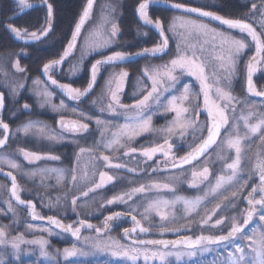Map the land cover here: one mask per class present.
I'll list each match as a JSON object with an SVG mask.
<instances>
[{"label":"snow or ice","instance_id":"snow-or-ice-1","mask_svg":"<svg viewBox=\"0 0 264 264\" xmlns=\"http://www.w3.org/2000/svg\"><path fill=\"white\" fill-rule=\"evenodd\" d=\"M95 0H87L79 19L76 21L71 38L68 40L64 50L58 58L50 59L42 65V74L50 81L59 92L72 101H82V98H88L94 93L98 79L105 65L115 66L126 61H130L134 56L144 57H162L169 50V44L172 39L176 40L175 54L167 62L160 65H151L145 67L141 73L144 79V86L138 91L133 92V101L126 104L122 101L126 82L129 72L121 70L112 72L105 80L102 93L91 100V104L97 105L100 114L108 113L110 115H123L125 122L123 124L113 125L111 120L103 119L101 116L95 117V124L100 130L101 141L98 145L91 148L80 147L75 154V163L70 169L56 167H41L37 164L40 161H59V155L51 153H38L25 148H19L14 153L5 151L0 154V166L7 165L10 169L17 170L23 176L29 179L40 178L41 186L47 188L44 184L46 177L55 176L56 184L64 182L67 190L63 193L66 204L71 207L73 212L78 207H86L85 204L79 205L81 198H89L90 193H96L97 190L103 189L107 184L114 180V176L108 171H97L96 161L103 162L107 168L122 169L127 167L125 164L115 163L110 160L109 155L102 152L97 153L98 147L105 150L115 148H126L124 156L139 151L143 158L142 162L147 165L152 161L157 153H163L166 157L165 166L171 169L183 170L185 165H191V179L188 186L199 188L200 185L208 182L210 185L203 195L194 198H187L176 195L174 199L149 198L143 212L140 213L144 220H148L152 213L160 217L161 224L158 229L161 235L166 231L179 232L180 228H169V217L172 216L171 209L180 203L184 206L185 217L193 214L199 215V209L206 205L209 197L213 200L220 199L221 202L215 203L210 210L205 206V215L197 224L201 229V234L184 236L182 239L174 241L164 239H134L131 244L124 245L109 237L107 240L102 239L101 233L109 229L110 222L119 220L124 215L130 216L134 222V227L129 230L124 229L125 236H130L139 229L140 233H148L150 228L141 225L137 215L138 205L134 201L129 206L127 213L115 212L105 217L102 227H96L87 220L80 219L79 226L73 227L72 224L65 225L60 219L53 216L44 217L37 212L33 200L21 198V185L17 181V176L11 171L5 175L11 180L10 197L14 198L18 205L25 206L33 221H47L60 229L63 233H70L77 240L81 239V228L94 229L97 236L94 238L84 237L85 243H90L94 250L110 253L111 257L123 259L130 264H137L142 258L144 264L159 261L160 264H167V258L174 256L177 261L183 257H195L197 253L213 251V248L223 247L226 255L219 261V264H264V110L258 109L256 101L250 100V97L264 98V88L258 90L254 75L257 72L264 73V0H251L248 12L238 18H226L216 12L205 10L207 6H191L177 0H138L135 9L139 20L145 26H150L158 34V41L151 47H145L138 52L130 53L125 51H114L110 55L102 56L96 59L88 69V80L83 88L74 87L72 83H61L53 78L54 73L62 72L65 62L69 63L67 75L69 78L82 70L83 59L95 51H101L110 47L119 34V27L116 23L111 24L109 32L104 31V25L101 24L97 29L89 33L88 36L81 38L82 29L86 21L90 18ZM18 5V12L7 17L6 21H0L5 32H7L15 41L23 42L29 45L33 42H43L53 31V21L55 16V7L53 0H38L37 4L29 3V0H13ZM164 5L168 10H174L180 15H174L167 23L160 16L155 18L150 15V9L155 5ZM42 7L45 10L43 24L38 28L29 30L27 27H20L12 23L19 15L26 10ZM109 12H115L112 5L106 6ZM191 14H196L198 18H208L218 21L220 24L227 26L229 31L217 30L211 28L207 23L199 22L198 19H192ZM105 23L109 22L107 17L103 18ZM259 29V31L257 30ZM230 30H238L240 36H234ZM143 35L147 36L145 32ZM250 38V39H249ZM81 58L77 63H72V57L78 47V41H81ZM254 46V54L245 62L243 67L240 66V58L245 50ZM211 50V51H210ZM26 55L23 50L21 53L10 52L7 57L0 56V73L3 74V80L0 81V149H8L10 142L17 138V133H23L25 136L34 134L46 138L52 142L65 140L63 135L53 133V131L41 121L29 120L18 126L13 132L8 122L3 119V112L6 109V99L12 98L13 103H18L21 92L28 86V80L31 79L32 91L37 97L38 107L43 109L45 106L51 107L54 112L65 109L63 101L59 105L52 102L53 92L48 90L47 86L39 77L31 78L27 75L28 70L21 66L20 56ZM14 58V59H13ZM5 64L15 71L13 77L19 74L18 79L9 80V73L5 71ZM237 76L244 80L245 98L240 99L233 94L232 81ZM186 77H192L198 82L199 90L194 91L191 83L184 82ZM139 82V81H138ZM150 82V83H148ZM191 97V99H190ZM202 98V104L199 100ZM99 101V104H98ZM106 101V104H105ZM264 104V101L261 102ZM32 111V106L23 103L20 109L14 106L11 115L14 117L17 112ZM71 111L76 113L78 108H72ZM201 112L206 114V123L201 125L198 118ZM79 115L84 119L91 121L93 116L86 114L83 109H79ZM161 115L167 120L163 128L153 126V117ZM242 122V125H241ZM61 129L73 134L88 133L90 125L82 121H65L61 116L58 121ZM109 127H115L116 131L106 137ZM241 127L243 134H241ZM192 130L194 146L183 156L169 157L172 153L174 144L172 138H180ZM199 132V136L195 133ZM146 133H158L163 137V143H154L150 146H141L139 149L130 146L131 142ZM206 133V134H205ZM124 140V143L121 141ZM198 141V142H196ZM259 142L258 151L254 155L255 164L248 168L247 175H244L245 164L243 161L252 159L248 156V149L252 144ZM220 149L234 150V157L230 158L221 156L217 153L218 159L225 161L221 174L215 176V183L209 180L213 172L210 170L208 163L211 155L210 150L213 146ZM23 157L28 165H35L31 169H25L23 165L14 157L16 155ZM87 154L88 164L93 165L91 174L84 168H81L80 161L83 155ZM204 157L203 167L194 165V161H200ZM159 161L155 162V167H151V172H159ZM3 168L0 167V172ZM135 171V169H128ZM145 174L149 168L141 169ZM98 175V180L95 177ZM185 175L180 171L177 175H169L168 183L152 182L148 184L141 183L138 187L131 188L130 191H124L110 199L104 201L107 205L114 203L127 204L137 194L148 197L149 193L168 190L175 192V184L180 176ZM70 177V180L68 179ZM258 177V182L251 185L250 191L244 196L247 208L237 211L230 216L221 215L228 207H235V199H229L228 195L223 193L229 188L231 197L235 198L249 186V180ZM70 184V187L68 185ZM6 188L0 184V189ZM36 195H40L39 192ZM2 199V198H0ZM61 197L57 196L56 203L60 202ZM227 201V204H222ZM7 204V210L0 209V213L7 215L12 212L16 214L11 200L4 201ZM50 206L55 204L49 199ZM213 216H218L212 222ZM258 217L259 223L252 228L249 233L246 231L247 226ZM175 220V217H173ZM19 221L14 219L10 225L0 226V264H6L5 256L13 259L16 264H20L21 256L25 249L21 245L38 246L41 257L49 258L54 264H59L55 256L47 250L48 240L25 239L24 233H12L16 231V225ZM213 231L210 234H203L204 227ZM39 228L41 231L48 232L52 235L50 228L27 223L28 231ZM183 227V226H182ZM59 235V233H56ZM183 245V247H181ZM64 261H70L77 256H86L88 253L80 251L75 245L71 248L63 249ZM219 255V253H218ZM38 264V261H33ZM216 264V261L213 262Z\"/></svg>","mask_w":264,"mask_h":264},{"label":"flooded vegetation","instance_id":"flooded-vegetation-1","mask_svg":"<svg viewBox=\"0 0 264 264\" xmlns=\"http://www.w3.org/2000/svg\"><path fill=\"white\" fill-rule=\"evenodd\" d=\"M109 2L116 6L117 12H112V14H114V17H115V20H113L114 23H116L118 25V16L120 14L121 1L120 0H109ZM31 3L32 4H37L38 1L31 2ZM94 4H95V2H94ZM39 8L40 7H36V9H39ZM34 9L27 10V11H25V13L30 12V11H32ZM24 14H22V15H24ZM210 21H213V20H210ZM217 23H219V22H217ZM223 26H225V25H223ZM28 28H29V30H33V27H28ZM53 29H54V21H53ZM84 29H85V27L82 29V33H83ZM109 31H110V29H109ZM154 32H156V31L154 30ZM82 33H81V35H82ZM56 42L57 41L54 40L52 33L43 42H33V43L29 44V45H25L22 42L21 44L23 45L24 49H21V50H23V52H25L26 55H21L20 56V62H21V58H24L25 56L28 57L30 55V50H33L34 52H37V53L41 52L42 50L43 51H46V50L49 51L50 49L53 50L52 47L54 45H56L55 44ZM119 44H120V42H118V36H117V38L113 41L111 47L105 48L104 51H101L98 54L104 53V52H108L109 53L108 55H110L114 51H124L123 47L122 48H120V47L118 48ZM121 46H125V44H122ZM21 50H19L18 52H15V53H21ZM169 50H171V51L174 50L173 40L170 41ZM61 53H59V54H61ZM94 55H97V54H93V55H91L89 57H92ZM2 56L7 57L8 54L2 55ZM139 57H142V59L143 58L146 59V57H144V56H139ZM139 57H137V58L139 59ZM72 58L73 57L69 58L72 63H77L78 62L77 60L72 59ZM152 58H156L157 61H155V60L151 61V59H149V61H147V62L145 61V62L141 63L140 67H136L138 65L137 64L138 62H135V61H138L136 58H132L130 61H126L124 63L118 64V65H115V66L105 65L104 69H102L100 77L98 79V83H97V87H96V89L94 91V95H91L88 98H82V101H72V100H69L66 96L62 95L59 92V90L56 89L54 86H51L50 81H48L46 79V77L43 76L42 68H41L40 75H38L36 77H39L41 80H43L51 88V90L56 94V96H59L60 98H63L65 100L71 102L73 105H75L74 107L78 108V111L76 113L72 112L71 115L64 116V115L53 113L51 110H48V107H45L43 109L39 108L38 104H37V97H35V95H34V93L32 91H30V88L33 87V86H32V83H31V79H29L28 80V86L21 92V95L19 96L18 100L21 101V105L23 103H25V102L28 103L29 105H31L32 106L31 113L18 111L17 115L13 117L11 115V110H12L13 106L16 109H20L21 106H19L18 103L14 104L12 98H8V99H6L7 107L4 110V112H3V119L5 120V122L9 123L10 128L12 129L13 132L15 131V129L18 126L22 125L23 123H25V122H27L29 120H33V121L37 120V121H41L44 124H46L53 131V133L57 132L59 135H64L66 137H70V138H73V139L69 140V141H64L62 143H55V142L47 140L46 138H43V137H40V136H36L34 134H29V135L25 136L23 133H17V138L10 142V147L8 149H6V150L0 149V154H4L5 151H7L9 153H14L19 148H25L27 150L35 151V152H38V153H51V154L59 155L61 157V160L57 161V162H59L61 164L55 163V164L59 165L60 168H66V169L71 168L73 166V164L75 163V154L78 152V145L80 147L91 148L94 145H98L100 143L101 139H102L101 136H100V130H99L98 126L95 124V117L99 115V116H101V118L107 119V120H108V118L114 117L113 115H110L108 113L100 114L99 110H98V106L91 104V100L92 99H96L102 93L103 85L105 83V80L110 75V73L119 72V69L129 72L130 75H129L128 80L126 82L124 94L122 96V101L124 103H126V104H131L132 102L128 103L125 99H126V97H128V98L129 97H131V98L133 97L132 96L133 95V90L136 87V80H137L136 78L140 77V79L143 80L142 84H144V79L141 77V73H142L143 69L145 67H147L149 64L160 65V61L159 60H164L166 62V55H163L162 57H152ZM85 61L83 62L82 70L77 72L75 75H72L70 78L67 75L68 68H69L68 67L69 63L65 62V64L63 65L62 72L54 73L53 74V78L57 79L61 83H72L74 87H80V88L85 87L86 86V82H84V79H80L83 76V69H84V66H85ZM246 61L243 60V62H242V59H241V61H240L241 68L243 67V65L245 64ZM134 67H135V69L138 68V70L135 71ZM5 71H8V73L10 75L9 77H11V78L8 77L9 80H12L14 78L15 79L19 78V74H17L16 77L12 76V73L15 70L8 68L7 64H5ZM27 75L30 77L29 72H27ZM262 76L264 77V73H262V72H257L254 75V82H255L258 90L262 88L260 86V84L262 82V80L260 78ZM36 77H32V78H36ZM2 80H3V74L0 73V81H2ZM148 83H150V82H148ZM232 83H234V91H233L234 95H236L240 99H244L245 95H246L245 92H244V80L240 76H237L236 78L233 79ZM142 84H141V86H142ZM140 88H141L140 84H138L136 89L139 90ZM0 91H5V89L0 88ZM249 99L250 100H254V101H259V100H263L264 98L250 97ZM58 102H59V100H58ZM200 103L202 104V99L200 100ZM98 104H99V101H98ZM105 104H106V101H105ZM79 109H83L86 114H91L94 117L93 120L88 121V120L84 119L83 117H81L79 115ZM201 115H203V116L205 115L206 116V114L203 113V112L201 113ZM61 116L64 117L66 122L67 121H82V122L89 123L90 131L88 133H78V134H73V133H70V132L63 131L61 129L59 123H58V121L60 120ZM166 122H167L166 120H162V119L154 120L155 127H157V128L165 127ZM109 130L110 129H108V131ZM154 137L155 136H151L148 133L147 136H144L142 138H138L136 141H132L130 146L135 147V143H136V147L137 148L140 145L141 146L142 145L143 146H150L151 139L154 140L155 143H160V144L163 143V137L162 136H160L158 134L155 138ZM188 138L191 139V137H188ZM181 140H182V138H180L178 135L172 138L171 142H173L174 147H173L172 153L169 154V157L183 156L187 151L190 150V148H185L183 146L186 141H181ZM192 146H194V142H193ZM216 149H217V147L214 146L213 149L210 151L211 155L215 152ZM118 150H119L118 147L115 148L114 150L113 149L105 150V149H103V147H98L96 149L98 154L101 153V152L103 154L104 153L109 154L110 155V160L112 161L113 164H115V163L125 164L127 167L121 169V171L126 172V173H123L124 176H133L132 174H141V175L142 174H144V175H151V174L162 175V174H165V175H170V174L179 173L180 171H184V172L188 171V172L191 173V169H192L191 165L184 166L183 170L171 169L170 166L166 167L165 163H164L166 157L163 155V153H157L156 156L153 157L152 161H148L147 162V165H145L142 162L143 158L140 156L139 151L136 153L137 157L133 156L134 153H132V156H133L132 158L129 155V156L124 157L122 162H119V157H118V152L119 151ZM120 150H123V148H120ZM122 156H123V154H122ZM14 158L17 159L18 162H20L25 169H31V168L35 167V165H28L27 162L23 160V157L18 155V154ZM88 159L89 158H88L87 154L83 155L82 158H81L83 167L81 165L80 166H81V168H84V165L87 164V168L85 170L88 171L89 174H91V171L93 170V165L92 164H88ZM204 159L205 158L203 157L200 161L194 163V165H198V166L201 165L203 163ZM209 159H210V157H209ZM156 161L160 162L159 163V168L161 169V171H159V172H151V167H155L156 166L155 165ZM46 162H48V161H40V162H37V164L39 166L45 167L44 164H46ZM224 163L225 162H223L221 164L219 162V159H217V158H212L211 160H209V163H208L207 166H209L210 170L213 172V175H210V177H209V180L211 181L212 184L215 183V176L221 174V170L223 168V164ZM145 167L149 168V171H148L147 174H145L144 171H141V169H143ZM134 168L137 169L138 171H131V172L128 171V169H134ZM96 170L97 171H100V170L108 171V173L110 175H113V171H116L118 169L107 168V167H105L103 165V162L96 161ZM3 171L4 172L11 171L14 175L17 176V181L21 185V188H22V191L20 193L21 198L25 199V200H33L35 205H36V209L35 210L37 212H39L42 216H44V217L53 216V217H55L57 219H60L59 218L60 216H64L65 218L69 217V215L67 213H63V211L60 209V208H62V209L64 208L63 201L65 199H64L63 193L65 191L64 189L66 188L65 185L60 186L59 189H57V190L61 191V194L59 195L61 197V199H60L59 203H56V198L57 197L54 198L51 195H48V194L44 193L46 191L50 192L51 187H49V186H52V183H54V182H52V181H54V179L52 177H48L50 179V181L47 179L48 187L45 188V187L41 186L39 177L33 178V179H29L28 177L23 176L22 174L17 172V170L10 169L9 167L3 168ZM95 179L98 180V175L95 177ZM256 182H258V180H256L253 177V179L251 180L250 186L253 183H256ZM0 184L6 186V188L0 189V198H2V199H0V209H4L5 208L4 201H5V199H9V200H11V203H13V204H15L16 206L19 207V209H20L19 213H21L20 216H19L20 218H22V215H23L25 218L27 217L28 219H30L31 222H33L35 224H39V223L48 224L52 229H55L54 226L51 225L48 221L47 222H36V221H33L31 216L29 215L28 209L25 206L18 205L16 202H14L13 198L10 197L11 180H10V178L8 176H0ZM114 184H115V179L111 183L107 184L103 189L97 190V192H100V191L104 192L105 189L113 187ZM139 185H136V184H130L129 185V184H127V185H124V186H126V187L128 186V189H124V190H129L131 188L138 187ZM120 186L123 189V187H122L123 185L120 184ZM175 186H177V185H175ZM209 186L210 185L208 184V182H205V184L200 185L201 188H206V189ZM183 188H186V184L183 185ZM250 188L251 187H249L248 189H245L243 191V194L240 197V198H242L241 200L243 201V207L245 209L248 206L246 204V201L244 200V196L247 195V192L250 191ZM37 192H39L40 195H36ZM226 193L229 196V199H231L230 189H228V191H226ZM209 198H210V200H212L211 204L213 203L215 205V203L221 202V200L219 198L216 199V200H213L212 197H209ZM49 199L53 202V204L56 203L55 207L49 205V203H48ZM87 199L88 200L97 199V202L93 203V205L94 204H98V202L101 205L102 202L105 201V200H102V195L99 196V194H98V196H96V198L94 197V198H91V199L90 198H87ZM222 204H227V201H223ZM228 208H230V207H228ZM119 212H121V211H119ZM122 213H127V211H124ZM106 216H108V215H106ZM106 216L99 217L98 215H93V216L86 217L87 219L86 218H83V219L87 220V222H90L92 224H94L96 222H99V223L103 224L104 223V219H105ZM225 216H229V215L225 214ZM3 219H5L7 221V223H12V219L13 218H11V217H3ZM215 219H217V218L214 216L212 222H214ZM118 221H123V226H122L121 230H119L117 232V231H114V229H116L118 227V225L116 224V222H118ZM141 224H142V222H141ZM134 226H135L134 222L128 216H124L123 218H121L119 220H115L113 222H110V227H109V229H107V232L106 233L104 232L105 234H101V235H109V234H111V236L114 239L115 238L117 239V235H120L123 240H125V241L129 242V244H131L132 242L129 239H133V240L134 239H142V238L135 237L136 234L140 233L139 229H137V231L132 233L130 236H125L124 229L127 228V229L131 230ZM142 226H143V224H142ZM84 230L91 231V232L93 231L95 234H97L94 229H88L86 227H83L81 235L83 233H86V232H84ZM63 234L67 235L68 233H63ZM68 235L70 237H72L70 234H68ZM177 235H179V236H177ZM177 235H176V237L170 236V238H166L164 240H173V239H176L178 237H184L183 236L184 234L183 235L182 234H177ZM127 238H129V239H127ZM52 241L55 243V239L54 238H53Z\"/></svg>","mask_w":264,"mask_h":264},{"label":"rangeland","instance_id":"rangeland-1","mask_svg":"<svg viewBox=\"0 0 264 264\" xmlns=\"http://www.w3.org/2000/svg\"><path fill=\"white\" fill-rule=\"evenodd\" d=\"M177 2L185 3V4H188V5H191V6H207L205 10L213 11V12H216L217 14H219V12L215 11V9L212 8L213 5H215L216 0H177ZM107 5H112L116 9V6L111 4L109 2V0H99V1L96 0L95 1V4H94L93 9H92L91 16L86 21L85 29H84V31H83V33L81 35L82 39H83V37L88 36L89 33H91L93 30L97 29L101 24L104 25V31L105 32H108L109 29H111V24L114 23L113 20H115V17H114V14H112V12L111 13L109 12V9L106 7ZM115 12H117V9L115 10ZM174 15H180V13L175 12L173 14V16ZM104 17H107L109 22L105 23V21L103 19ZM191 18L192 19H198L199 22L207 23L209 25V27H211V28H216L217 30L229 31L227 29V26L216 25V24H214L212 22H209V21H206V20H204L202 18H198L196 15L191 14ZM230 31H231L232 35L237 36V37L240 36V33H239L238 30H230ZM82 39H81V41L78 42L77 50H75V52H74V54L72 56L73 57L72 59H75L77 61H79V59L81 58V55H82L81 47H80V45L82 43ZM172 40H173L174 50L170 51L169 55L166 56V62H167L168 59L172 58V56L175 54V51H176V40L175 39H172ZM107 48H109V47H107ZM104 50H105V48L103 50H101V51H104ZM101 51H95V52L89 53L86 56V58L83 59V62L86 59H88L89 56H91L93 54H98ZM254 51H255L254 46L246 49L244 54L241 56L240 61H241V59H242V62H243V60L246 61L247 59H249L254 54ZM163 63H165V61L164 60H160V64H163ZM151 65H153V64H149L147 67H149ZM119 71H121V70L119 69ZM262 77L260 78L261 80H262ZM9 78H11V77H9ZM136 79H137L136 80V87L138 86V84H140V87L142 88L143 85H144V84H142L143 80L140 79V77H138ZM41 81H43V80H41ZM184 82L191 83L192 86H193V90L194 91H198L199 90L198 82H196L194 80V78L186 77ZM141 84H142V86H141ZM44 86H47L48 90L52 91L51 88L46 83L42 85V87H44ZM136 87L134 88V90L136 89ZM134 90H133V92L138 91L137 89L135 91ZM232 91H234V83H232ZM190 99H191V97H190ZM58 100H59V102H58ZM200 100H199V102H200ZM61 101L64 102V104L66 105V108L65 109H61L59 112H54L51 109V107H49V106H45V107H48V110H51L53 113H56V114H60V115H64V116L71 115L72 114L71 109L74 108L75 105H73L71 102H69V101H67V100H65L63 98H60L59 96H56V94L53 92L52 102L54 104H56V105H59ZM262 101H264V99L256 101V104H257V108L258 109L264 110V104L261 103ZM158 119L166 120L165 117H163L161 115L154 116L153 117V126L154 127H155L154 120H158ZM108 120H111L113 125H118V124H123L125 122V117L123 115H116V116H114L112 118H108ZM198 123L201 124V125H204L206 123V116L205 115L203 116V115L200 114V116L198 118ZM166 124H167V122H166ZM241 125H242V122H241ZM109 129L110 130L105 134L106 137H109L112 132L116 131L115 127H109ZM55 134H58V133L56 132ZM147 134L148 133L143 134V135H141L139 137H136L133 141H136L138 138H142L144 136H147ZM149 134L151 136H155V137L158 135V133H149ZM199 134L200 133L198 131L195 133L196 136H199ZM241 134H243L242 127H241ZM64 137H65V140L60 141V142H55V143H62L64 141H69V140L73 139V138L66 137V136H64ZM188 137H191V139H189ZM181 141H186L184 143V145H183L185 148H190V146H192L194 140H193V133H192L191 129L185 135V137L182 138ZM150 142H151L150 144H154L155 143L154 140H152V139H151ZM196 142H198V141H196ZM121 143H124V140H122ZM258 143L259 142L257 141L256 143L252 144L251 147L247 150L248 151V156L251 157L252 159H250L249 161H243L242 162V163L245 164L244 175H247L248 168L255 164L254 155L258 151V147H257ZM135 147H136V143H135ZM140 147H141V145L138 147V149ZM118 149H119L118 150L119 151L118 152L119 162H122L124 157H126L124 155L122 156V154L127 149H125V148H123V150H120V148H118ZM217 153H219L221 156L228 157L229 159L227 160V162H231L230 158L234 157V154H235L234 150H228L226 148H224V149L217 148L215 150V152L210 156L209 160H211L212 158H217L218 159ZM104 154L105 155H109V154H106V153H104ZM130 156H131V158L133 156L137 157V154L134 153L133 156H132V154H130ZM109 157H110V155H109ZM219 162L222 164L225 161H221L219 159ZM55 163H59V162H57V161H48L44 165H45V167L60 168V166L55 164ZM59 164H61V163H59ZM80 165L83 167L82 161H80ZM0 167L7 168L8 166L7 165H3V166H0ZM199 167L202 168L203 167V163L201 165H199ZM64 169H66V168H64ZM68 169H70V168H68ZM135 171H138V170L135 169ZM123 173H126V172L121 171V169L113 171L115 184H114L113 187H110V188H112V190L115 193L113 195H111L109 198H107V196H106V194L108 193L107 191H108L109 188L105 189L104 192L100 191V192H97V193H90L89 194V198L90 199L94 198V197L96 198V196H98V194H99V196L102 195V200L110 199L113 196L118 195V194H120V193H122L124 191H130V189L129 190H124V189H128V186L127 187L124 186V185H127V184H129V185L130 184L139 185L141 183L148 184V183H152V182H160V183H168L169 182L168 179H167L169 175H165V174H162V175H156V174H151V175L142 174L141 175V174H137L138 177H136V174H132L133 176H124ZM184 173H185V175L180 176L179 180L175 184V185H177V186H175V192H170L168 190H160L157 193V192L154 191L152 193H149L148 197H144L142 194H137L136 196L133 197V199L131 201H128L127 204L114 203L112 205H107V204L104 203V201L102 202L101 205H100L99 202H98V204H94L93 205V203L97 202V199L88 200L87 198H81V200H79L78 204L79 205H83V204H85V201H88L87 202V206L86 207H78L76 212H73L71 210V207L68 204H66V202L64 200L63 201L64 208L63 209L60 208V209L63 211V213H67V214H70V215H72L74 213H78V214H81V215H83V214H89V215L92 214V215H94V214L102 213V212H104V213L106 212V214H110V211L115 212L118 209L119 210H126L128 212L129 211V206L132 205L133 202L135 201L137 203V205H138V212L137 213H133V214L137 215V219L140 220V222H142L144 227L150 228V231L148 233H138V234L135 235V237L142 238L144 240L166 239V238H168V236H166L165 234L161 235L160 233H158V231H159L158 225L162 223L160 221V217L158 215H156L155 213H152L149 216L148 220H144L140 213L143 212V209H144V207H146L147 201H148L149 198H157V197H159V198H162V199L171 200V199H174V197L176 195L184 196V197H187V198H194V197H196L198 195H203V192L205 190H207V189L206 188H201V187L200 188H191V187H189L188 186V181L191 179V173L188 172V171L184 172ZM177 174L178 173L170 174V175H177ZM51 177L54 179V181H52V182H54V183H52V186H49V187H51V190H50V192L46 191L44 193H46L48 195H51L52 197L59 196L61 194V191H59L57 189H59L60 186H63L65 184H64V182H62L60 185H57L55 176L53 175ZM254 178L256 180H258V177H254ZM47 179L50 181V179L48 177H46L44 179V184L45 185H48ZM68 179L70 180V177H68ZM136 181H138V182H136ZM250 183H251V180H249V186L245 187L243 189V191L245 189H248L249 187H251ZM120 184L123 185L122 186L123 189L121 188ZM185 184H186V188H183V185H185ZM68 187H70V185H68ZM229 189H230V193H231L232 190H234V189H231V188H229ZM64 190L66 191L67 188H65ZM243 191L241 193H239L237 197H235V198L231 197V199H235V207H234L235 210L232 212V214H235L239 210L245 209L243 207V205L241 204V199L242 198H240L241 195L243 194ZM223 194L227 195L226 192H224ZM6 200H9V199H5V201ZM211 201L212 200H210V198H208V201L206 202V205H202L201 206V208L198 210L199 211V215L193 214L192 216H188V217H185V215H184V206L182 204H180V203L176 204L171 209H166L165 210L166 212L167 211H171V213H172V216L169 217L170 222L167 224V227L173 228V229L180 228L181 230L179 232L169 231V232H165V233H170L174 237H176L177 234H182V235L184 234L183 236H192L193 238L196 235H200L201 234V229L197 227V224L201 221V218L205 215V211H204L205 206L209 210L212 207H214V204L213 203L211 204ZM12 205L16 209L15 216H13L12 212H8L7 215H4L3 213H0V226L10 225L11 224V223H7V221L5 219H3V217H11V218H13L12 221L14 219L18 220L19 224L16 225V231H14L12 234L15 235L17 233H24L25 234V239H39V238L42 237V238L48 240L49 244H48L47 250H48V252L50 254L55 256L56 261H58L59 264H130V262L125 261L123 259H118V258L111 257L110 253L100 252V251L94 250L91 247L90 243H85L84 240H83L84 237L94 238V237L97 236V234H95L93 231L91 232V231H87L86 230V233H83L81 235V239L80 240L73 239L69 235H65V234H63L62 232H60V231H58L56 229H52L48 224H41V223L35 224V223L31 222L30 219H28L27 217L25 218L23 215H22V218H20L19 216H20L21 213H19L20 212L19 207L16 206L15 204H13V203H12ZM88 208H89V210H88ZM230 208H233V207H230ZM230 208H228V210ZM3 210H5V211L7 210V204L6 203H5V208ZM224 211H223V214H221V213H219V214H221V215H225V214L229 215V211L227 213H225ZM173 217H175V220H173ZM215 217L218 218V216H215ZM212 221H213V219H212ZM29 222L33 223L34 225H39V226L50 228L52 230L53 234L49 235L48 232L41 231L38 227L34 228V230H32V231H28L26 229V224L29 223ZM258 223H259L258 217H254L253 221L250 222V224L247 226L246 231H248L250 233L252 228H255ZM93 225H95L96 227H102L103 226V225H99V224H96V223H94ZM77 226H79V224ZM212 231L213 230L208 228V226H205L203 234L207 235V234H210ZM56 233H59V235H57ZM146 235L149 236V237L146 238ZM177 236H179V235H177ZM101 237L104 240H107L109 237L114 239L111 236V234H109V235H101ZM53 238L55 239V243L52 241ZM114 240H116L119 243L124 244L126 246L129 245V242L123 240L120 235H117V239L115 238ZM73 245H75L77 247V249H79L80 251L88 253V255H86V256H77L75 258H71L70 261H64V258H63V255H62L63 249L64 248H71ZM21 247L23 249H25V252L21 256L20 264H33V261H38V264H54V262L52 260H50L49 258L40 256V251H39L38 246H35V245H21ZM181 247H183V245H181ZM218 253H219V255H218ZM225 255H226V253L224 252L223 247H220V248H215L214 247L213 251L204 253L203 255H201L200 253H197V255L195 257H192V258H189V257L185 256L180 261H177L174 256L168 257L167 258V264H213L214 261H216V264H219V261L221 259H223V257ZM192 259H197V260H195L193 262ZM5 261H6V264H16V262L13 259H11L10 257H8L7 255L5 256ZM137 264H144L143 259L141 258L137 262ZM150 264H160V262L159 261H154V262H150Z\"/></svg>","mask_w":264,"mask_h":264},{"label":"trees","instance_id":"trees-1","mask_svg":"<svg viewBox=\"0 0 264 264\" xmlns=\"http://www.w3.org/2000/svg\"><path fill=\"white\" fill-rule=\"evenodd\" d=\"M38 0H29V3L35 2ZM120 14L118 16V26H119V35H118V48H124L125 52L135 53L140 51L145 47H151L154 43H156L159 39L158 34L154 32V30L150 26H145L141 23L138 16L136 15V7L138 4V0H120ZM55 7V16H54V29L52 31V35L54 40L57 42L52 47L53 50H46L41 52H34L30 50V55L24 58H21V65L25 67L30 77H36L40 75V70L42 68L43 63L47 62L50 59L58 58L59 53L64 50L68 40L71 38L72 31L74 29L76 21L79 19L80 14L83 11L84 6L87 3V0H53ZM251 0H216L215 5H213V9L219 12L220 15L225 16L226 18H238L244 13L248 12ZM18 5L13 3V0H0V21H6L7 17L12 16L15 12H18ZM176 11L168 10L166 7L155 5L150 9V15L154 18L156 16H160L167 23L171 20L173 14ZM45 18V10L40 7L39 9H34L30 12L25 13L24 15H19L15 20L11 21L17 26L20 27H33L38 28L41 24H43ZM209 21V20H208ZM216 25L222 26V24L217 23L215 21H209ZM86 26V23L84 27ZM83 27V28H84ZM259 31V29H257ZM147 32L148 35L145 36L143 33ZM22 42L15 41L7 32H5L3 25L0 24V56L9 54L10 52H18L23 48ZM125 44V46H121ZM166 56L169 55V52ZM109 53L104 52L92 57H89L85 61V66L83 69V76L80 79H84V82L87 83L88 80V69L91 64L95 62L96 59L101 58L102 56H107ZM139 57V56H137ZM136 57L138 61L136 67H140V64L143 62L149 61V59L157 61L156 58L146 57V59H139ZM142 60H141V59ZM135 59V60H136ZM160 61V60H159ZM135 69V67H134ZM138 68L135 69L137 71ZM262 88H264V77H262V82L260 84ZM243 93V92H242ZM91 95H94L91 94ZM90 95V96H91ZM133 96V95H132ZM90 99V98H89ZM128 103L133 101V97H126L125 99ZM23 101V100H22ZM18 105L21 106V101L18 102ZM26 119V118H25ZM136 177L138 175L136 174ZM135 179V178H134ZM138 182V181H136ZM108 193L106 194L107 198L113 195L115 192L112 188H109ZM55 196L54 198H56ZM64 200V199H63ZM79 202V201H78ZM241 204L243 205V201L241 200ZM89 210V208H88ZM235 208L225 209V213L229 211V216ZM124 212L126 210H116L115 212ZM114 213L110 211V214ZM223 214V212L221 213ZM69 217L65 218L64 216H60L59 218L65 225L72 224L73 227L77 226L78 220L83 219L89 216H93L92 214H78L74 213L72 215L68 214ZM94 215H98L99 217H103L109 214L106 212L97 213ZM87 219V218H86ZM96 224L103 225L102 223L96 222ZM118 227L114 229V231L121 230L123 226V221L116 222ZM86 232V230L84 231ZM169 232V231H166ZM158 233H160L158 231ZM157 233V234H158ZM168 238L172 236L170 233H163ZM68 235V234H67ZM149 236L146 235V238ZM197 259H192L194 262Z\"/></svg>","mask_w":264,"mask_h":264},{"label":"water","instance_id":"water-1","mask_svg":"<svg viewBox=\"0 0 264 264\" xmlns=\"http://www.w3.org/2000/svg\"><path fill=\"white\" fill-rule=\"evenodd\" d=\"M159 5V4H158ZM159 6H163V7H165L164 5H159ZM27 11V10H26ZM205 19H207V20H210V19H208V18H205ZM216 22H218V21H216ZM137 56H134L133 58H136ZM46 79H47V77H46ZM215 146V145H214ZM213 146V147H214ZM211 151V150H210ZM203 157H201L200 158V160L202 159ZM196 162H198V161H194L193 162V164L194 163H196ZM186 166V165H185ZM7 172H4V171H2V172H0V176H6L5 174H6ZM13 200H14V198H13ZM14 202H16L15 200H14ZM17 203V202H16ZM122 213V212H121ZM124 216H127V215H124ZM130 219H131V217L130 216H128ZM36 222H47V219H45V220H43V221H40V220H36ZM142 225V224H141ZM54 226V225H53ZM54 228L56 229V230H59L60 231V229H58V228H56L55 226H54ZM81 232H82V228H81ZM105 233L107 232V230L106 231H104ZM101 233V234H105V233ZM70 234V233H69ZM71 235V234H70ZM74 238V237H73ZM183 237H178V238H176V239H173V240H169V241H174V240H177V239H182ZM127 239H129V238H127ZM129 240H131V242L133 241V239H129Z\"/></svg>","mask_w":264,"mask_h":264}]
</instances>
